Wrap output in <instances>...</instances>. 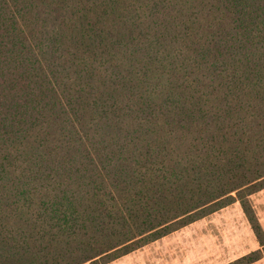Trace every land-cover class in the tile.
<instances>
[{"label": "trees", "instance_id": "trees-1", "mask_svg": "<svg viewBox=\"0 0 264 264\" xmlns=\"http://www.w3.org/2000/svg\"><path fill=\"white\" fill-rule=\"evenodd\" d=\"M264 189V0H0V264H108Z\"/></svg>", "mask_w": 264, "mask_h": 264}, {"label": "rangeland", "instance_id": "rangeland-1", "mask_svg": "<svg viewBox=\"0 0 264 264\" xmlns=\"http://www.w3.org/2000/svg\"><path fill=\"white\" fill-rule=\"evenodd\" d=\"M249 201L264 232V189L250 195ZM259 248L235 201L108 264H226ZM252 264H264V257Z\"/></svg>", "mask_w": 264, "mask_h": 264}, {"label": "crops", "instance_id": "crops-1", "mask_svg": "<svg viewBox=\"0 0 264 264\" xmlns=\"http://www.w3.org/2000/svg\"><path fill=\"white\" fill-rule=\"evenodd\" d=\"M260 260V259H259ZM258 261V260H257ZM252 264V263H251Z\"/></svg>", "mask_w": 264, "mask_h": 264}]
</instances>
